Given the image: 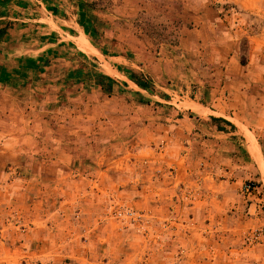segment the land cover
I'll list each match as a JSON object with an SVG mask.
<instances>
[{
  "label": "rangeland",
  "instance_id": "374dc122",
  "mask_svg": "<svg viewBox=\"0 0 264 264\" xmlns=\"http://www.w3.org/2000/svg\"><path fill=\"white\" fill-rule=\"evenodd\" d=\"M53 3L85 17L94 53L49 46L40 58L46 29L11 20L18 4L0 0V264H264V235L251 236L264 221L247 217L242 190L251 178L235 190L209 166H231L220 153L244 145L264 181V0ZM16 58L42 68L15 75ZM124 69L150 80L142 103L132 85L101 88ZM206 87L214 114L241 120L234 139L160 164L165 144L207 136L188 118Z\"/></svg>",
  "mask_w": 264,
  "mask_h": 264
},
{
  "label": "crops",
  "instance_id": "0c3cea01",
  "mask_svg": "<svg viewBox=\"0 0 264 264\" xmlns=\"http://www.w3.org/2000/svg\"><path fill=\"white\" fill-rule=\"evenodd\" d=\"M18 6H14L10 12V18L13 21L20 20V21H32L36 23H40L39 28L46 29V31L39 32L40 35H43V41L38 43L35 47L36 51H39L37 56H40L42 54H45L46 51H49V46H62L64 48L72 49L73 51H77L79 53L78 55L82 57L84 53L92 54L95 52L94 48L92 45L88 42L87 36L85 33V22H84V16L77 13H73L71 15H68L67 10L65 7L62 5H54V0H15ZM52 7L53 12L55 15H48V8ZM17 7V8H15ZM17 11L19 14H30V18H23V17H18ZM65 14V15H64ZM79 41H84V43L90 44L91 48H82L78 45L77 42ZM35 42V41H34ZM7 49H12L11 46H9ZM53 52V51H51ZM13 53V52H12ZM6 54H11L7 53ZM23 59V60H22ZM234 60V58H233ZM42 62H37L36 60L33 61L31 58V61H28L27 59L19 58L13 59L12 65L13 69L11 71H14L16 73L15 75L21 74L20 72H23V70L26 68L28 70H40L42 68L41 65ZM127 70L129 69H124L123 71H120L121 73V78L122 82H118V80L110 77L112 79L111 83V89L114 85L121 84V85H132L133 88H129L131 93L133 91L134 94L138 95L139 102L142 103V97L141 93L139 91H145L148 89H143L133 83L130 79L127 78ZM81 72V71H80ZM80 72L75 70L73 72L74 76L79 77ZM12 72V74H14ZM10 79V78H9ZM8 79V80H9ZM104 79V78H103ZM8 83V82H6ZM10 83V82H9ZM105 83V80H104ZM127 87V86H125ZM119 91H122L120 87H116ZM131 89H135L131 90ZM129 92V91H128ZM127 92V93H128ZM200 91L197 90V93ZM125 93V92H124ZM201 93H204V98L203 100L206 102V105H195L193 107V111H189V120H191V124L195 126L196 131H200L199 134H205L209 136V138H202L201 140H198L194 144V148L190 146H186L185 144H179V147L173 148V146H169L168 144H165L160 151L158 152L160 154V164L162 163L163 165L167 163L172 164L173 161H182L184 165L187 163H191V159L193 158L190 155V148L191 152L193 153H201V155H204V153H213L211 149V145H214L215 151L220 150L221 146H227L228 145L225 143H217L216 138L223 137V135H231V139H234L233 134H236L237 129H238V124H242L241 120L236 118V117H231V115L225 114L224 112H218V114H214L213 111V106H215V103L212 98V92L208 91L207 87L204 88V92L202 91ZM219 99V98H217ZM216 99V101H217ZM198 109V110H197ZM204 116V117H203ZM209 116L216 117V118H222L229 123L231 122L233 124V128L229 127L227 124H224L221 121H211L209 119ZM234 118L235 120L231 119ZM236 121V122H235ZM215 122H218L221 127L228 126L229 130L226 128L225 131H220L217 130V124ZM238 123V124H237ZM195 134H198L195 132ZM243 134V133H242ZM245 137V136H244ZM230 146H235L234 143H230ZM226 147V148H227ZM177 150V151H175ZM237 153L233 154V158L230 159V156L228 154H221L220 153V159H225L231 161V166H226V168L222 167L219 168L217 164H212L211 162L209 163L211 170L215 173L219 172V174L223 179L219 180L222 182H227L224 178H230V177H236L233 179L230 183L231 188H234L235 190L240 188V185L242 183L243 179L246 178H251V183H253V187L251 188L250 192H247L246 198L250 199L248 202V216L250 219L255 220H261L264 221V181H263V175L262 171L259 165V161L256 159V157L253 156L250 150H248L247 147L242 145L241 147L236 148ZM174 152L175 155L171 156L170 154ZM177 153V154H176ZM173 154V153H172ZM218 155V154H217ZM190 156V157H189ZM262 162L264 164V155L262 154ZM191 158V159H190ZM210 158L205 157V164L209 162ZM175 166V165H174ZM176 169L175 172V177L178 175L179 171V164L177 163V166L174 167ZM174 183V181H173ZM227 186V187H228ZM163 189L166 187L163 186ZM230 188V190H231ZM262 193V194H260ZM240 194L244 195L242 192ZM245 196V195H244Z\"/></svg>",
  "mask_w": 264,
  "mask_h": 264
},
{
  "label": "trees",
  "instance_id": "16d2710c",
  "mask_svg": "<svg viewBox=\"0 0 264 264\" xmlns=\"http://www.w3.org/2000/svg\"><path fill=\"white\" fill-rule=\"evenodd\" d=\"M240 62L243 63V60L240 59ZM103 78L105 80V83H104V87L101 86V88H103L105 91H109L111 89L112 79L107 76H103ZM127 78L143 89H149L150 87V80L148 81L147 79H144L143 76H141L140 74L134 73L132 70H127ZM209 119L211 121H221L224 124H227L229 127L233 128V124L231 122L229 123L228 121L222 118H216V117L209 116ZM217 130L225 131V129L221 126H217Z\"/></svg>",
  "mask_w": 264,
  "mask_h": 264
},
{
  "label": "built area",
  "instance_id": "2783aa9c",
  "mask_svg": "<svg viewBox=\"0 0 264 264\" xmlns=\"http://www.w3.org/2000/svg\"><path fill=\"white\" fill-rule=\"evenodd\" d=\"M252 187L253 183H251V181L242 184V190L244 191H250ZM262 235H264V222L258 225L257 227H254L251 232V236L254 238H259Z\"/></svg>",
  "mask_w": 264,
  "mask_h": 264
}]
</instances>
